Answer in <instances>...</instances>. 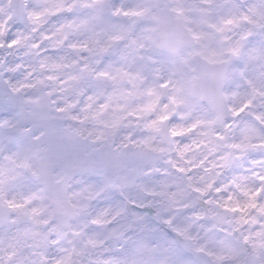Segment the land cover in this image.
Instances as JSON below:
<instances>
[{
    "label": "snow or ice",
    "instance_id": "obj_1",
    "mask_svg": "<svg viewBox=\"0 0 264 264\" xmlns=\"http://www.w3.org/2000/svg\"><path fill=\"white\" fill-rule=\"evenodd\" d=\"M108 7L105 0H77L67 9L38 0H0V264H264V0H255L243 15L252 27L240 41L223 51L213 50L210 56L196 53L212 64L233 63L243 91L233 93L242 97V103L232 114L244 123L239 142L231 147L249 160L234 181L235 191L220 205L230 214V218L217 217L219 233L224 235L214 234L203 241L192 233L191 225L178 229L171 219L164 220L171 231L160 232L150 221L152 214L140 210L148 205L115 195L122 185L113 183L109 172L122 162L134 161L136 166L121 178L134 180L155 151L150 139L131 142L129 137L130 144L113 152L107 145L97 146L96 139L88 143L80 129L59 123L80 120L76 115H64L74 104L57 106L59 115H54L41 106L39 97L21 93L37 89L45 80L56 81L60 89L80 80L79 94L95 102L111 81L116 86L107 94L111 103L123 94L122 82H127L128 96L135 95L143 83L144 94L155 98L146 106L152 111L159 101L152 77L164 72L176 80L178 93L211 85L213 92L206 98L212 103L223 84L234 77L226 71L201 72L193 66L192 55L194 46L208 36L199 25L228 11L230 0H139L135 10L121 6L112 15L106 14ZM121 11L133 19L115 21ZM65 12L68 27L92 33L111 28L120 33L110 38L115 44L95 41L105 54L103 64L97 61L99 68L80 64L78 75L67 79L58 75L66 66L51 59L53 48L49 47L50 41L66 43L64 26L57 29L64 34L62 39L42 30L47 16L60 17ZM70 47L86 49L87 45L73 43ZM149 51H158L159 60ZM225 52L229 61L223 59ZM33 58L44 77H37L36 69L26 62ZM157 63L160 67H153ZM170 83L162 80L159 87L167 88ZM183 102L172 98V103ZM88 107L90 104L83 110ZM157 123L154 120L151 126ZM117 126L118 121L111 125ZM86 174L100 180L73 190V179ZM37 184L45 186L46 197L33 190ZM105 194H111L108 202L89 219L93 202ZM45 198L53 204L44 207L60 221L54 232L42 227L49 224L40 218L44 209L32 206ZM155 218H160L159 210Z\"/></svg>",
    "mask_w": 264,
    "mask_h": 264
},
{
    "label": "clouds",
    "instance_id": "obj_2",
    "mask_svg": "<svg viewBox=\"0 0 264 264\" xmlns=\"http://www.w3.org/2000/svg\"><path fill=\"white\" fill-rule=\"evenodd\" d=\"M38 2L49 6L59 3L67 9L77 0H38ZM105 3L109 6L106 14L112 15L113 9L121 6L124 10H135L139 0H105ZM254 3L255 0H230L231 7L228 11L199 25L208 36L194 46L196 51L192 55L193 66L201 72L226 71L234 77L231 82L223 84L221 94L216 96L212 103L206 98L208 92H213L211 85L205 84L200 89L188 88L178 93L176 80L164 72L152 77L159 93L158 104L152 111H147L146 106L155 98L144 94L143 83L135 95L128 96L127 82H122L119 87L123 90V94L111 103L107 100V94L116 87L111 81H108L110 86L105 90L104 95L95 102H89L86 96L79 94L80 80L71 81L65 89H60L56 81L45 80L37 89H25L21 95L39 97L41 106L54 115H59L55 113L57 106L67 107L74 104L75 107L70 108L64 115H76L80 120L65 119L59 123L65 128L72 126L80 129L88 143L96 139L97 146L107 145L113 152L124 144H130L129 137L131 142L150 139L155 151H151V159L144 164L134 180L125 182L121 179L127 175L129 168L136 166L134 161L122 162L115 171L109 172L112 182L122 185L120 190L115 191V195L120 199L127 198L148 205L140 210L152 214L151 223L162 233L171 231L164 223V220L171 219L172 226L178 229L191 225L192 233L198 235L202 241L214 234L224 235L219 233L217 217L230 218V214L224 213L220 205L224 203L230 192L235 191V179L249 166L248 157L241 150L231 147L232 144L239 142L240 129L244 123L242 118L234 117L232 114L233 110L239 108L242 103V97L233 93L242 92L243 87L233 71V63L212 64L204 59V56H210L213 50L223 51L231 47L247 34L252 25L242 17ZM73 15H78V11H74ZM132 19L131 16L125 17L123 11L120 16L114 17L115 21L121 23L130 22ZM229 19L234 23L228 24ZM68 21L67 12L60 17L47 16L42 27L43 31L56 33L58 38L62 39L64 34L58 33L57 29L64 26V33L67 34L66 43L49 42V47L53 48L51 59L66 66L58 73L64 79L78 75L79 65L83 63L99 68L100 64H97V61L103 64L105 54L100 51V45L95 41L115 44L116 42L110 38L120 35L111 28L92 33L75 26L68 27ZM210 24H215L216 28H222L223 31L209 27ZM73 43L85 44L87 48L74 49L70 47ZM198 52H203L204 56L196 54ZM149 54L155 56L157 60L160 58L158 51H149ZM223 59L225 61L230 59L226 52ZM26 62L36 69L37 77L42 78L46 75L38 69V61L34 58ZM153 67L160 65L157 63ZM162 80H171V83L167 88H161L159 84ZM49 91L53 94L47 95ZM94 94L99 95V93ZM173 97L178 100L183 99L184 102L172 103ZM89 104L87 111L83 110ZM103 104L108 106L103 107ZM162 116H168L169 119L160 121L159 118ZM154 120L158 123L152 127ZM117 121L118 126L111 127ZM223 157H227V160ZM99 180V177L87 174L77 176L72 181L73 190H79ZM217 188L221 191L218 192ZM33 190L40 197L47 196V190L43 185L37 184ZM120 192L123 193L122 196ZM109 195L111 194L102 195L93 202L89 219L108 202ZM52 204L51 199L45 198L35 200L32 206L44 209L40 218L47 219L49 224L42 227L54 232L59 228L60 221L44 207ZM157 210L160 212L159 219L155 218ZM67 239L68 237L65 236V243Z\"/></svg>",
    "mask_w": 264,
    "mask_h": 264
}]
</instances>
